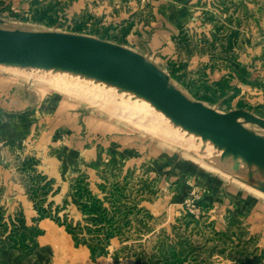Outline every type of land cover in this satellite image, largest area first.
I'll return each instance as SVG.
<instances>
[{
    "label": "rangeland",
    "instance_id": "1",
    "mask_svg": "<svg viewBox=\"0 0 264 264\" xmlns=\"http://www.w3.org/2000/svg\"><path fill=\"white\" fill-rule=\"evenodd\" d=\"M249 1L0 0V28L137 48L131 38L150 31L158 8L169 17L191 4L196 36L203 38L204 26L231 30L219 38L224 48L180 42L175 58L166 46L156 53L146 47L144 56H170V87L180 93L178 81L188 99L264 119V24L249 16ZM251 1L264 8V0ZM187 30L182 25L179 35L188 41ZM192 50L222 51L215 71L233 80L189 91L184 67ZM62 70L78 72L0 62V84L21 98L15 115L25 125L13 138L0 114V264L15 252L25 258L21 264H264V181L234 166L237 153L165 119L146 127L138 116L67 90L53 81ZM239 122L264 135L262 127Z\"/></svg>",
    "mask_w": 264,
    "mask_h": 264
},
{
    "label": "water",
    "instance_id": "2",
    "mask_svg": "<svg viewBox=\"0 0 264 264\" xmlns=\"http://www.w3.org/2000/svg\"><path fill=\"white\" fill-rule=\"evenodd\" d=\"M0 62L64 65L119 76L144 90L178 122L217 145L245 157H264V145L239 122L243 118L264 129L263 118L244 109L221 113L188 99L170 89V76L164 70L120 44L80 34L0 28Z\"/></svg>",
    "mask_w": 264,
    "mask_h": 264
},
{
    "label": "crops",
    "instance_id": "3",
    "mask_svg": "<svg viewBox=\"0 0 264 264\" xmlns=\"http://www.w3.org/2000/svg\"><path fill=\"white\" fill-rule=\"evenodd\" d=\"M261 3L262 2H259V1L258 2L254 1L253 3L251 0L249 1V3H247L248 8H249L248 10L249 16L251 17L252 15L255 22H256V19L259 17L260 21H258L256 24L260 23V25L262 23L264 24V8H262ZM189 5L192 8L188 7ZM194 8H195L194 6H192L191 4H188L187 6H185L181 10H177L176 12H174L171 9L174 14H172V16H169V17L167 16L168 13L166 12L167 11L166 9L158 8L157 12L161 11V14L154 18V22L152 23L153 27L150 29V31L147 32L143 30L140 37L135 36L131 38V40H135V43H137V46H136L137 48H134L126 44H122V46L128 47L131 50L138 52L144 59H146L145 57L146 51L144 48L151 47L156 53L157 48H161L165 46L174 48L175 52L172 51L169 55H171L172 57L174 54V58H175L178 56L177 45L179 46L180 42H184L187 44L191 42L192 45L198 46L202 44L203 40H205L204 42L205 47L212 48L213 46H215L218 49L220 47V49L222 50L224 48L223 41L222 39H219V38L230 36L231 30L229 32L227 27H225L224 25L221 26L219 29L217 27H215V29H212V27L204 26L203 28H201V31L204 32L203 38L201 36H196L197 34H195V32L193 31L194 30L193 27L196 26L194 25V21L196 18L195 17L193 18V16L195 15L193 12ZM237 10L239 12V8L236 6L235 9L233 10V14H234V11H237ZM182 25H185L188 29L187 30L189 33L188 41L185 39L186 36L180 37L179 35V31ZM177 35L179 36L176 37ZM251 40L252 39L250 38L249 41ZM164 55L165 54L163 53L158 54V55L155 54L154 61L149 60V59H146V60L152 62L153 64H155L156 66L164 70L169 76H171L170 66L167 60V58H169L170 56H167V58L164 59ZM223 57L224 56L222 54V51H221V54L216 53L215 55H212L209 53L208 50H207V53L206 52L197 53L196 51L192 50L191 59L187 60L186 65L184 67V71L186 72L188 81L193 83V84L191 83V87H189L190 88L189 91L195 93L194 91H196V88L192 87L194 84L197 85V84L203 83L205 87H210L209 85L216 86L218 83L224 84L225 82H229L233 80V78L230 77L229 75L223 72L215 71L216 70L215 64L222 62ZM2 83H3L2 85L0 84V114H3L5 112L6 116H8L9 121H7L8 124L6 126L12 129V132L14 133L13 135V138H14L15 134H18V132L22 133L23 132L22 130L25 127V125L23 124L21 125V122H20L21 118L15 115V113H17V109H21L22 107L20 106L24 105V103L22 102V100H20L21 98L16 99L15 92L14 90H12L13 88L11 85H8V86L5 85L3 81ZM174 83L176 87H178L179 90L181 91L180 93H182V89L184 88L181 86V84L178 83V81H174ZM185 91L188 93V87H187V90L185 89ZM198 100L204 102L201 99H198ZM0 138H1V135H0ZM6 258L8 259L9 264H21V261L24 262V259H25L22 256V254L19 252L10 253V254L7 253Z\"/></svg>",
    "mask_w": 264,
    "mask_h": 264
},
{
    "label": "bare ground",
    "instance_id": "4",
    "mask_svg": "<svg viewBox=\"0 0 264 264\" xmlns=\"http://www.w3.org/2000/svg\"><path fill=\"white\" fill-rule=\"evenodd\" d=\"M24 64H33V63H24ZM58 66L78 69L77 70L78 72L76 73L75 72L71 73L70 71L64 72L62 70L63 72L61 71L59 75L57 76L52 75L54 79L53 81L64 86L65 89L67 88V90L78 93L81 96L85 98L87 97L88 99L94 102H101L104 106L107 105L108 108L121 112L120 115L123 114L124 116H127L128 118H132V120H134L135 116H138L139 119L135 118V121L139 124L145 125L146 127L147 126L151 127L152 125H154L152 123H154L153 121H156V120H161L163 124L164 123L163 119H165L171 122L172 124H176V126L180 128L182 127L183 129L189 131L190 133L196 134L198 136H202L196 131L191 130L190 128L184 126L183 124L178 122L175 118H173L171 115H169L158 104L156 100L150 97L149 94L144 92V90L136 86L134 83L128 82L119 76H115L107 72L85 70V69H80L76 67L64 66V65H58ZM53 84H56V83H53ZM110 104L112 105L113 108L110 107ZM116 104L118 106H121V108L117 107ZM164 125L168 126L167 123ZM151 128L154 129V127H151ZM170 130L173 132L172 129ZM248 131L249 130H247V132ZM251 136L258 143H260L261 145H264V135L253 134ZM234 156H236V158L234 159L235 167H238L239 169H245L244 168V165H245L246 169L251 171L250 174L252 176H256V177L260 176L259 181H262V180L264 181V157L249 158V157H245L241 155L240 153L234 154ZM247 160L251 161V163H249L250 165L248 164ZM256 182H257V179H256ZM257 183L259 184V182Z\"/></svg>",
    "mask_w": 264,
    "mask_h": 264
}]
</instances>
